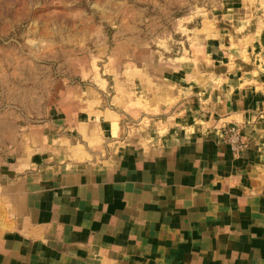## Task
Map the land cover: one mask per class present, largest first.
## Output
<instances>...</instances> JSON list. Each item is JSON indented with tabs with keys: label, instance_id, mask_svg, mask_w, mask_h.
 <instances>
[{
	"label": "crops",
	"instance_id": "1",
	"mask_svg": "<svg viewBox=\"0 0 264 264\" xmlns=\"http://www.w3.org/2000/svg\"><path fill=\"white\" fill-rule=\"evenodd\" d=\"M189 43L118 51L0 126V264H264V0Z\"/></svg>",
	"mask_w": 264,
	"mask_h": 264
},
{
	"label": "rangeland",
	"instance_id": "2",
	"mask_svg": "<svg viewBox=\"0 0 264 264\" xmlns=\"http://www.w3.org/2000/svg\"><path fill=\"white\" fill-rule=\"evenodd\" d=\"M222 1L0 0L4 133L46 116L51 90L84 82L118 51L125 56L136 47L180 52L190 44L194 26Z\"/></svg>",
	"mask_w": 264,
	"mask_h": 264
},
{
	"label": "built area",
	"instance_id": "3",
	"mask_svg": "<svg viewBox=\"0 0 264 264\" xmlns=\"http://www.w3.org/2000/svg\"><path fill=\"white\" fill-rule=\"evenodd\" d=\"M220 132L225 143L231 148L233 156L238 155L243 150V145L240 141V128L231 124H222Z\"/></svg>",
	"mask_w": 264,
	"mask_h": 264
}]
</instances>
